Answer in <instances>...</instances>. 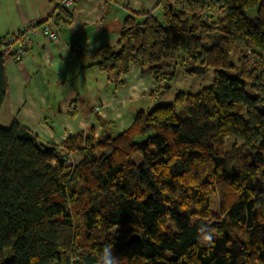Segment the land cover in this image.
<instances>
[{"label": "trees", "instance_id": "16d2710c", "mask_svg": "<svg viewBox=\"0 0 264 264\" xmlns=\"http://www.w3.org/2000/svg\"><path fill=\"white\" fill-rule=\"evenodd\" d=\"M158 7L161 22L152 12L127 17L92 66L121 84L136 65L159 99L176 61L190 76L213 70V84L139 112L117 137L91 127L57 145L17 120L0 126V264H99L105 246L120 264H264V0ZM73 10L56 7L49 20L67 28ZM9 37L0 40V110ZM202 224L212 241L198 238ZM133 235L140 241L127 245Z\"/></svg>", "mask_w": 264, "mask_h": 264}, {"label": "crops", "instance_id": "0c3cea01", "mask_svg": "<svg viewBox=\"0 0 264 264\" xmlns=\"http://www.w3.org/2000/svg\"><path fill=\"white\" fill-rule=\"evenodd\" d=\"M62 1L0 0V40L32 25L38 28L32 48L20 60L4 59L8 96L0 110V126L17 120L42 142L60 145L91 127L100 135L98 116L110 122V129L119 135L131 126L142 110L140 103L157 82L132 65L121 77V84L110 83L106 73L92 66L97 61L94 55L116 43L127 17L152 12L161 22L160 0L120 4L74 0V21L67 28L49 20ZM44 29L56 33L57 38L45 37Z\"/></svg>", "mask_w": 264, "mask_h": 264}, {"label": "rangeland", "instance_id": "374dc122", "mask_svg": "<svg viewBox=\"0 0 264 264\" xmlns=\"http://www.w3.org/2000/svg\"><path fill=\"white\" fill-rule=\"evenodd\" d=\"M248 15L253 18L255 17L256 12L249 11ZM174 66L176 68V79L172 83V90L170 91V93L167 94L165 97L159 99L158 97L160 96V92L157 91L159 89V84L157 83L156 88L154 89V91L150 93V96H146V98H144L142 102L140 103V106L142 109L141 111H151L157 105L172 104L174 102V98L176 94H178L179 92L196 94L198 92H201L204 88L211 86L214 82L213 70H209L204 73H195L194 75L190 76L185 72V69L182 67L179 61H176ZM107 123H109L111 126L110 122H107ZM102 131H107V133L109 132L110 134H112L113 137L118 136L114 134L115 129L113 128L110 129V127H106L104 129L102 128ZM100 135H97L96 133V138L99 137ZM75 155L70 156L69 165H74V163H76L79 160V157ZM260 187L261 185L257 186L258 189ZM218 204H219V201L217 200V198H215L213 201V205H211L212 213L215 215L219 214Z\"/></svg>", "mask_w": 264, "mask_h": 264}, {"label": "built area", "instance_id": "2783aa9c", "mask_svg": "<svg viewBox=\"0 0 264 264\" xmlns=\"http://www.w3.org/2000/svg\"><path fill=\"white\" fill-rule=\"evenodd\" d=\"M61 5L65 8L73 9L75 7V1L63 0ZM37 31V26L32 25L31 27L9 37L8 44L3 49L4 55L20 60L29 51V49L32 48V38ZM44 36L50 40H55L57 38L56 33L50 32L48 29H44Z\"/></svg>", "mask_w": 264, "mask_h": 264}, {"label": "clouds", "instance_id": "9594fccd", "mask_svg": "<svg viewBox=\"0 0 264 264\" xmlns=\"http://www.w3.org/2000/svg\"><path fill=\"white\" fill-rule=\"evenodd\" d=\"M198 238L202 242H210L214 239V234L207 225H200L197 229ZM99 264H120L118 259L113 253V246H105L99 256Z\"/></svg>", "mask_w": 264, "mask_h": 264}, {"label": "water", "instance_id": "95a60500", "mask_svg": "<svg viewBox=\"0 0 264 264\" xmlns=\"http://www.w3.org/2000/svg\"><path fill=\"white\" fill-rule=\"evenodd\" d=\"M194 73H204L206 72L205 69H200V68H192L191 69ZM140 241V236L139 235H133L127 242V245H132L136 242Z\"/></svg>", "mask_w": 264, "mask_h": 264}]
</instances>
